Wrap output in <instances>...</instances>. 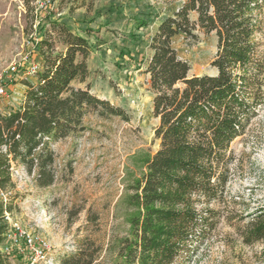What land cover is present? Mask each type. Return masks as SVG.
Here are the masks:
<instances>
[{
	"label": "trees",
	"instance_id": "obj_1",
	"mask_svg": "<svg viewBox=\"0 0 264 264\" xmlns=\"http://www.w3.org/2000/svg\"><path fill=\"white\" fill-rule=\"evenodd\" d=\"M263 7L264 0H181L148 38L145 74L158 148L144 159L145 172L125 200L133 213L130 237L115 253L120 263L185 264L215 230L217 213L210 206L223 199L233 161L230 144L264 106V51L257 38L263 33ZM149 17L136 20L134 28H146ZM196 25L205 35L215 33L214 75L189 74V62L173 47L178 35L196 39ZM44 32L36 47L41 65L31 80L25 78L23 100L0 113V190L13 186L12 163L35 173L39 187L51 185L54 156L47 141L83 133L89 113L129 120L124 108L90 92L87 39L58 22ZM5 212L10 207L0 200V244L8 229ZM243 228L244 245L261 241L264 208ZM100 252L88 244L61 264H97ZM0 264H9L1 253Z\"/></svg>",
	"mask_w": 264,
	"mask_h": 264
},
{
	"label": "rangeland",
	"instance_id": "obj_2",
	"mask_svg": "<svg viewBox=\"0 0 264 264\" xmlns=\"http://www.w3.org/2000/svg\"><path fill=\"white\" fill-rule=\"evenodd\" d=\"M181 0H54L48 10L35 11L21 0H0V113L23 100L25 78L40 64L37 42L55 22L87 39L90 54V92L126 110L128 121L89 113L85 131L57 141H47L53 152L50 171L54 181L39 187L35 173L12 163L13 186L2 189L12 220L27 232L48 242L52 257L61 264L79 247L101 249L97 264H122L115 253L129 235L132 210L126 203L130 186L145 172L143 161L158 148L153 129L152 92L145 74L151 50L148 38L155 26L180 6ZM71 8V11L69 10ZM264 25V7H263ZM35 15V17H34ZM143 30L136 20H146ZM197 14H190L195 22ZM196 39L173 38L178 57L190 64L191 75H214L215 33L205 35L196 25ZM260 49L264 51V27ZM57 50L62 47L56 44ZM233 161L223 199L210 207L216 211L215 230L185 264H264V238L244 245L240 232L264 208V106L230 144ZM3 245V243H1ZM5 255V254H3ZM9 264H21L14 247ZM183 264V263H178Z\"/></svg>",
	"mask_w": 264,
	"mask_h": 264
},
{
	"label": "built area",
	"instance_id": "obj_3",
	"mask_svg": "<svg viewBox=\"0 0 264 264\" xmlns=\"http://www.w3.org/2000/svg\"><path fill=\"white\" fill-rule=\"evenodd\" d=\"M35 11L48 10L53 7L54 0H31ZM38 69V66H33L30 73L33 74ZM4 94L3 88L0 87V100ZM11 170L12 167H11ZM0 197L5 199L4 193L0 190ZM4 220L8 224V229L5 232L3 245L0 244L1 254H10L15 247L22 255L21 264H57V261L52 257L48 242L41 239L30 232L27 233L19 224L12 220L9 213H4Z\"/></svg>",
	"mask_w": 264,
	"mask_h": 264
},
{
	"label": "crops",
	"instance_id": "obj_4",
	"mask_svg": "<svg viewBox=\"0 0 264 264\" xmlns=\"http://www.w3.org/2000/svg\"><path fill=\"white\" fill-rule=\"evenodd\" d=\"M157 28V25L155 26V29Z\"/></svg>",
	"mask_w": 264,
	"mask_h": 264
}]
</instances>
